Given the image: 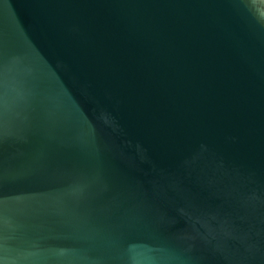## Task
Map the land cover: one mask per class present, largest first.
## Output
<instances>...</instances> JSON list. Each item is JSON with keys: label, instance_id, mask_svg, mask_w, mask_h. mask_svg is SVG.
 <instances>
[{"label": "water", "instance_id": "obj_1", "mask_svg": "<svg viewBox=\"0 0 264 264\" xmlns=\"http://www.w3.org/2000/svg\"><path fill=\"white\" fill-rule=\"evenodd\" d=\"M0 264H264V0H0Z\"/></svg>", "mask_w": 264, "mask_h": 264}]
</instances>
